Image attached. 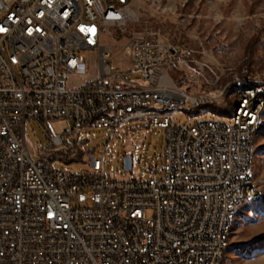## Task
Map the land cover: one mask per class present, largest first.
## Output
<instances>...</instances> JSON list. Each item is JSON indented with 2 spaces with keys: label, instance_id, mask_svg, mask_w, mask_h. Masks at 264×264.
Returning a JSON list of instances; mask_svg holds the SVG:
<instances>
[{
  "label": "built area",
  "instance_id": "2783aa9c",
  "mask_svg": "<svg viewBox=\"0 0 264 264\" xmlns=\"http://www.w3.org/2000/svg\"><path fill=\"white\" fill-rule=\"evenodd\" d=\"M134 20L131 0H0V264H215L236 194L258 199L245 175L257 96L240 93L235 123L209 114L179 121L188 102L224 107L226 89L209 96L176 83L174 58L191 51L150 29L126 36L130 64L116 69L104 37L125 36ZM82 50L97 53L101 77L72 87ZM33 118L107 127L111 138L146 119L165 130L162 175L133 176L126 153L122 174L107 176V146L89 155V171L34 161L25 137ZM49 136L66 145V135Z\"/></svg>",
  "mask_w": 264,
  "mask_h": 264
},
{
  "label": "rangeland",
  "instance_id": "374dc122",
  "mask_svg": "<svg viewBox=\"0 0 264 264\" xmlns=\"http://www.w3.org/2000/svg\"><path fill=\"white\" fill-rule=\"evenodd\" d=\"M131 5L136 20L129 23L125 36L117 32L104 37L105 44L114 46L110 62L116 69H126L130 64L124 58L126 36L150 29L168 44L191 51L185 58H174L170 74L176 83L194 93L209 91L219 95L226 89L224 107L212 102H188L175 114L179 121L206 112L229 119L236 105L235 92L243 86L264 94V0H131ZM254 38L257 40L249 55L247 45ZM79 55L85 67L70 74L68 84L72 87L101 77L97 53L82 50ZM124 74L128 78L140 77L130 71ZM261 113L264 119V108ZM71 129L73 134L68 133ZM49 130L66 135V145L55 148ZM111 132L107 127L75 128L72 120L63 118H33L25 124L26 143L34 161L59 169L89 171V155L107 146V176L122 174L126 153L133 155V176L148 179L162 175L163 128L154 127L146 119H136L122 125L118 137L111 138ZM255 164L260 198L237 207L221 264H264V124L256 136Z\"/></svg>",
  "mask_w": 264,
  "mask_h": 264
},
{
  "label": "bare ground",
  "instance_id": "6f19581e",
  "mask_svg": "<svg viewBox=\"0 0 264 264\" xmlns=\"http://www.w3.org/2000/svg\"><path fill=\"white\" fill-rule=\"evenodd\" d=\"M223 90H221V93ZM242 92H254V95L258 98V110L259 112L256 114V117H254V124L252 127V151L246 152V165H245V175H253V181L255 183V177H256V167H255V148H256V136L257 133L261 130L262 125L264 124V119L262 117V109L264 108V97L258 96L256 90L253 87L249 86H243L240 91L235 92L236 94V105L235 108L230 116L229 119H227V123H235L237 117L239 116V113H241L242 107H243V100H240V93ZM234 94V95H235ZM220 95V94H219ZM209 96H218L215 93H209ZM205 103V102H204ZM208 114L206 112L203 115ZM246 114H253V107H246ZM216 117H221L219 115H216ZM223 118V117H222ZM256 185V184H255ZM260 198V194H258V199ZM258 199H249V192L247 191H240V193L236 194L235 200H233V207L231 211L228 214V218H226V222L223 225V235L225 240V243L222 244L221 249H219V253L216 255L215 264H221V259L225 253L226 248L228 247L230 243V236L233 231V224L234 219L236 217V211L237 207L245 201H256Z\"/></svg>",
  "mask_w": 264,
  "mask_h": 264
},
{
  "label": "trees",
  "instance_id": "16d2710c",
  "mask_svg": "<svg viewBox=\"0 0 264 264\" xmlns=\"http://www.w3.org/2000/svg\"><path fill=\"white\" fill-rule=\"evenodd\" d=\"M255 40H257V38L252 39L251 42L247 45V49H246V50H247V52L249 53V55H250V53L253 52L254 45H255V43H256ZM244 84H248V83L245 82ZM257 94H258V96H260V97H264V94H263V93H259V92H257ZM224 99H226V91H225V97H224Z\"/></svg>",
  "mask_w": 264,
  "mask_h": 264
},
{
  "label": "snow or ice",
  "instance_id": "6c2138e0",
  "mask_svg": "<svg viewBox=\"0 0 264 264\" xmlns=\"http://www.w3.org/2000/svg\"><path fill=\"white\" fill-rule=\"evenodd\" d=\"M0 31H3V29H2V28H0Z\"/></svg>",
  "mask_w": 264,
  "mask_h": 264
}]
</instances>
